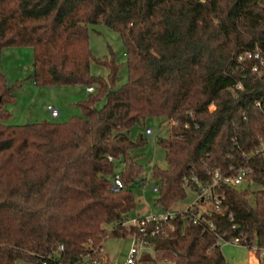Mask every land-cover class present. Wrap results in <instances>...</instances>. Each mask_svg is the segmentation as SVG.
Here are the masks:
<instances>
[{"label":"trees","instance_id":"1","mask_svg":"<svg viewBox=\"0 0 264 264\" xmlns=\"http://www.w3.org/2000/svg\"><path fill=\"white\" fill-rule=\"evenodd\" d=\"M95 23L124 40L129 78L120 86L115 51L99 57L91 48ZM28 45L36 84L94 91L77 102L81 115L6 123L16 93L0 59V264L101 261L107 238L135 234L152 244L139 260L148 263L229 264L218 241L237 235L264 245V151L243 157L264 142V72L239 59L247 50L264 55V0H0V56ZM93 61L109 74L92 73ZM154 116L171 123L157 140L168 166L151 167L164 210L187 197L186 177L206 183L234 165L254 172L244 185L218 186L221 210L196 204L145 236L124 223L135 215L133 187L146 181L136 150L149 141L130 132Z\"/></svg>","mask_w":264,"mask_h":264},{"label":"rangeland","instance_id":"2","mask_svg":"<svg viewBox=\"0 0 264 264\" xmlns=\"http://www.w3.org/2000/svg\"><path fill=\"white\" fill-rule=\"evenodd\" d=\"M91 48L95 56L104 57L109 55L113 49L118 55L120 63L119 77L116 86L127 82L129 72L127 68L128 56L126 47L120 34L110 29L104 23H95L90 25ZM34 54L32 46H11L6 47L1 52L2 70L9 81V85L15 83L16 98L5 107L10 110L11 116L4 121L6 123H30L42 121L44 119L60 120L69 118L72 115H81V107L77 102L81 98H86L89 93L83 85H39L33 78ZM91 72L107 76L109 69L95 61L91 63ZM48 104H53L61 111V115L53 117L47 108ZM151 127L152 133L147 134L146 128ZM171 127L167 118L148 117L144 124L137 123L131 128V137H136L143 133L148 139V143L138 148L140 160L143 163V172L145 183L136 184L135 190L137 207L132 211V215L139 211L141 215H150L151 213H163L165 210L162 205L156 203L158 191L153 189L157 180L152 177L151 167L153 164L166 168L168 166L165 150L157 143L158 137H165L169 134ZM118 170L122 169L119 163ZM244 185V184H243ZM196 197V194L189 189L188 195L184 200L173 204L172 210H185ZM207 204H201V208H207ZM131 236L109 237L105 240V251H101V261L86 260L84 264H102L109 258L112 264H119L127 260L129 249L131 247ZM223 254H225L229 264H255V256L251 249L242 244L223 243ZM142 256V255H141ZM140 256V257H141ZM19 264H38L20 260ZM139 264H170V261H156L153 263L139 261Z\"/></svg>","mask_w":264,"mask_h":264},{"label":"built area","instance_id":"3","mask_svg":"<svg viewBox=\"0 0 264 264\" xmlns=\"http://www.w3.org/2000/svg\"><path fill=\"white\" fill-rule=\"evenodd\" d=\"M255 59L256 62H254L251 65L252 73L261 75L264 72V55L259 51L258 49L255 50H247V52L242 53L239 56L240 60H247ZM87 90L94 91L93 86H88ZM215 106L212 105V108ZM47 108L50 111L51 116L58 117L60 115V110L56 108L53 104H48ZM153 129L151 127L146 128V133H152ZM264 151V142L261 146L255 147L250 150V152H245L243 154V157H245L247 160L250 159L252 155H255L257 153H260ZM113 160V157H110ZM231 170L234 169V171L224 173L219 168L216 169V171L212 175V179L209 182H203L201 179H199L197 176H192L191 178L186 177L185 178V185L187 188L192 190L196 197L194 201L189 204L185 210L188 208H195L196 204H208L211 203L213 205V208L215 211H219L222 209V202L225 198V194L223 191H218V186L221 184H229L232 186H240L245 184L248 179L249 175L254 172V169L252 167H249L247 165H239L234 167H230ZM194 182L196 185L193 186L191 183ZM124 186V180H123V174L120 170H117L115 174L112 177V190L119 191ZM153 189L155 191H158V186H153ZM185 210H172V208L165 210L163 213H151L150 215H134L133 217H130L128 220H126L125 224H131L136 225L140 228V230L145 231V236L155 234L157 231H159V225L160 221L168 220L169 218H174L178 212H182ZM202 210L194 217V221L198 222V220L201 217ZM232 215V214H231ZM155 224V227L153 225ZM211 228H214V223H210ZM150 230V231H149ZM131 247L129 249L128 258L126 261L121 262L119 264H136L140 259L141 255L146 252L150 251L152 252V244L149 240L135 235H131ZM222 246L223 243H232V244H242L247 246L249 249L252 250V252L255 254V256L259 259L258 254L256 253L259 251L262 255H264V245H259L257 242H247L246 239L240 235H237L233 238H221L218 241V244ZM63 248V245H62ZM101 251H105L104 247H102ZM89 257V256H88ZM97 261V258L94 259ZM167 261H170V264H176V261L174 259H169ZM44 264H48V262H44Z\"/></svg>","mask_w":264,"mask_h":264},{"label":"crops","instance_id":"4","mask_svg":"<svg viewBox=\"0 0 264 264\" xmlns=\"http://www.w3.org/2000/svg\"><path fill=\"white\" fill-rule=\"evenodd\" d=\"M84 87V89L88 92V93H90L91 91H89V90H87V87H85V86H83ZM49 110V109H48ZM60 115H61V111H60ZM59 115V116H60ZM139 214H141V212L139 211L137 214H135V215H139ZM105 249V248H104ZM254 256H255V254H254ZM255 264H259V259L255 256Z\"/></svg>","mask_w":264,"mask_h":264}]
</instances>
